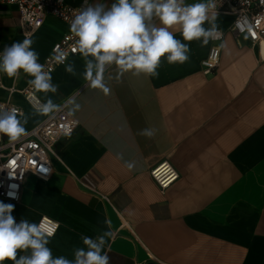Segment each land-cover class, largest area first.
Returning <instances> with one entry per match:
<instances>
[{"label":"crops","instance_id":"crops-1","mask_svg":"<svg viewBox=\"0 0 264 264\" xmlns=\"http://www.w3.org/2000/svg\"><path fill=\"white\" fill-rule=\"evenodd\" d=\"M66 2L80 6L85 0ZM87 2L107 9L114 0ZM233 20L218 13L223 38L204 47L199 40L186 42L189 60L169 64L162 57L158 77L127 72L118 82L109 79L116 75L113 66L105 73V94L84 80L85 61L78 53L53 72L56 93L35 90L42 103L51 98L57 105L70 99L79 104L71 114L78 126L57 142L59 158H52L49 180L28 175L19 201L0 202L14 205L17 223L37 224L42 217L59 223L49 237L54 258L74 261L75 250L86 247L83 236L96 239L112 231L105 245L109 264H264V46H252L245 36L237 42L229 30ZM153 23L159 26L158 19ZM69 30L57 16L45 18L28 37L39 62ZM175 36L183 39L179 31ZM25 38L17 7L1 5L3 49ZM216 45L219 67L206 74L202 61ZM67 64L75 75L65 71ZM0 79V103L21 109L27 131L48 116L21 93L31 77L1 73ZM73 107L68 103L69 113ZM146 128L156 129L155 136L140 135ZM163 159L180 174L165 191L149 172Z\"/></svg>","mask_w":264,"mask_h":264},{"label":"clouds","instance_id":"clouds-1","mask_svg":"<svg viewBox=\"0 0 264 264\" xmlns=\"http://www.w3.org/2000/svg\"><path fill=\"white\" fill-rule=\"evenodd\" d=\"M217 16L216 0H200L192 4H186L185 0H114L107 9L104 4H89L79 10L70 24L77 45L73 51H78L85 61L84 80L90 87L108 94L110 88L105 83L108 68L115 66L116 75L109 76V79L118 82L127 72L158 77L162 57L169 64H183L189 60L190 48L186 42L199 40L204 47L210 40L220 38ZM154 18L158 19L159 26L153 23ZM206 22L210 28L204 27ZM176 31L182 40L176 38ZM32 44L30 38H25L6 46L0 54V73L18 79L23 72L31 77L27 83L34 90L56 93L57 86L52 83L50 72L39 62V54L32 49ZM66 59L62 52L56 57L59 63H65ZM65 71L75 75L72 64H67ZM68 103L74 105L70 115L80 107L74 100L70 99ZM60 107L48 98L38 111L47 116L59 111ZM22 116L23 112L15 107L6 109L0 106V137L6 136L10 143L24 137L28 120L26 117L21 119ZM155 134L154 128L140 132L148 138ZM118 158L122 159V156ZM126 166L132 169L134 163L126 162ZM13 210L14 205L0 202V264L5 261L12 264H109L105 245L114 237V232L107 231L96 239L83 236L82 243L86 247L75 250L74 261L65 256L54 258L48 247L51 232L45 233L28 220L17 223ZM106 224L110 227L111 221L106 220ZM28 250H31L30 255L18 257V252Z\"/></svg>","mask_w":264,"mask_h":264},{"label":"built area","instance_id":"built-area-1","mask_svg":"<svg viewBox=\"0 0 264 264\" xmlns=\"http://www.w3.org/2000/svg\"><path fill=\"white\" fill-rule=\"evenodd\" d=\"M216 2L218 13H229L234 16L229 30L237 42H240L241 38L245 36L252 46H264V3H261V0H216ZM1 5L17 7L23 35L28 38L43 25L49 14L57 16L70 27L75 15L78 14L79 10L87 7L89 3L71 6L66 0H0ZM219 32L221 36L219 39H215L217 41L223 38V33L220 30ZM76 47V37L69 30L60 41L55 43L51 53L40 63L52 76L58 66L64 65L70 56L79 53L73 51ZM3 51L0 39V54ZM61 52L66 54L65 63H59L56 60L57 55ZM220 57L221 48L217 45L213 46L208 56L202 61L203 71L206 74L216 71L220 64ZM0 88H4L1 79ZM9 90L15 91L16 89L10 88ZM21 93L35 109H38L42 104L30 85ZM59 105L61 106L59 111L49 114L40 124L28 130L27 134L18 141L10 143L6 136L0 137L1 198L19 201L23 182L28 175H34L42 180L50 179L54 171L52 158H59L56 150L57 142L62 137L71 136L78 126L77 119L70 115L67 110L68 100ZM0 106L6 109L15 107L21 111L11 102H2ZM149 172L151 178L162 191L173 185L180 177L178 170L167 159L153 165ZM103 199L108 201L107 196H103ZM37 225L45 233L51 232L50 237L57 233L59 227V223L50 217H42ZM122 226L129 228L127 221H124L123 218Z\"/></svg>","mask_w":264,"mask_h":264},{"label":"water","instance_id":"water-1","mask_svg":"<svg viewBox=\"0 0 264 264\" xmlns=\"http://www.w3.org/2000/svg\"><path fill=\"white\" fill-rule=\"evenodd\" d=\"M149 264H155V263H149Z\"/></svg>","mask_w":264,"mask_h":264}]
</instances>
